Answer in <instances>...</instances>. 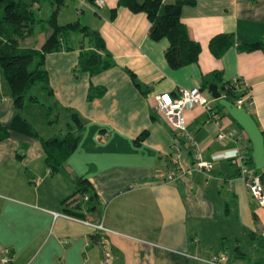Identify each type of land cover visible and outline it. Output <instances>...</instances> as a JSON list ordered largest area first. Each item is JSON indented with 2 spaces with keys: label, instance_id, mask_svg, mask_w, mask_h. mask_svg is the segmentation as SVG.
<instances>
[{
  "label": "crops",
  "instance_id": "obj_1",
  "mask_svg": "<svg viewBox=\"0 0 264 264\" xmlns=\"http://www.w3.org/2000/svg\"><path fill=\"white\" fill-rule=\"evenodd\" d=\"M85 1L90 10L86 25L100 32L115 64L94 75L73 72L78 35L72 36L75 49L46 54L51 93L41 83L44 102H27L22 114L33 124L26 109L51 105L57 126L44 131L34 126L48 138L72 125L67 109L73 110L83 123L82 135L64 172L54 174L38 139L11 133L0 141V264H211V257L220 254L227 264H264L242 249L256 241L254 248L264 249V206L252 198L238 173L240 146L252 157L250 139L218 99L203 93L214 83L232 103L220 87L223 81L241 79L252 98L244 109L264 137V51L240 49L243 43H264V0L183 5L180 20L201 48L196 62L175 69L164 57L168 40L149 38L145 13L118 7L111 18L117 0ZM226 34L233 35V44L215 57L209 43ZM127 69L146 93L133 84ZM213 71L220 72L221 81ZM193 86L210 101V109L184 111L202 160L211 163L206 171L193 168L191 147L156 112L157 95L175 97L181 88ZM90 87L103 92L89 100ZM0 96V125L7 126L16 110L1 76ZM215 113L218 119L212 117ZM220 131L226 134L222 140ZM249 166L258 174L264 170L255 168L253 158ZM171 169L174 178L167 181ZM81 176L97 196L84 212L85 220L100 221L106 231L62 211V200Z\"/></svg>",
  "mask_w": 264,
  "mask_h": 264
},
{
  "label": "trees",
  "instance_id": "obj_2",
  "mask_svg": "<svg viewBox=\"0 0 264 264\" xmlns=\"http://www.w3.org/2000/svg\"><path fill=\"white\" fill-rule=\"evenodd\" d=\"M53 10L46 19L35 17L34 8L40 6L41 0H0V76L8 84L15 115L9 125H0V141L11 133L30 136L40 141L44 151V161L50 174L64 172L65 164L70 155L77 149L81 139L83 123L78 114L69 110L72 125L60 136L43 138L34 125L22 114L27 102L38 103V97L30 94V89L37 83H46L43 88L51 93L47 85L48 76L44 66L48 53L62 50H72V36L79 35L78 60L73 69L86 71L94 75L112 67L115 63L107 50L105 41L97 29L83 25L79 20L60 24L58 11L64 0H48ZM93 3L94 0H88ZM195 0H117L116 7L111 10L113 18L118 7H126L134 13L143 12L150 22L148 36L152 40L162 38L168 40L164 57L171 68H180L188 63L196 62L200 52V44L190 38L187 28L180 20L183 5H194ZM46 22L51 31L39 48L27 47L21 40L32 35L35 24ZM233 44V35H217L209 43V48L215 57H220ZM240 49L264 51V43L260 41L243 43ZM133 84L146 93V87L136 78V75L126 70ZM221 81L220 72L211 73ZM206 87V86H205ZM220 90L226 97L236 99L243 95V90L236 87L234 82L223 81ZM100 88L90 87L87 98L102 94ZM1 97V96H0ZM46 115L52 107L46 106ZM54 110V108H53ZM52 122V120H49ZM146 135L143 132L138 139ZM264 143V137H263ZM249 164L252 157H249ZM264 186V170L259 174ZM74 192L62 200V211L65 215L85 220L84 212L92 207L97 196L92 190L86 177H78L74 182ZM87 196V200L84 197Z\"/></svg>",
  "mask_w": 264,
  "mask_h": 264
},
{
  "label": "built area",
  "instance_id": "obj_3",
  "mask_svg": "<svg viewBox=\"0 0 264 264\" xmlns=\"http://www.w3.org/2000/svg\"><path fill=\"white\" fill-rule=\"evenodd\" d=\"M101 1L98 2L100 4ZM237 88L243 90V95L236 99V106L241 107L246 104L252 103L251 94L248 88L241 79L234 80ZM196 106H203L206 109H210V101L203 95L201 88L193 86L190 88H181L179 94L175 97L170 96L167 93L159 94L156 96V112L160 114L172 130H175L179 138L185 141L193 151V168L197 171L210 170L211 163L202 160L200 154V148L195 142L192 133L187 129L186 119L184 111L186 109L194 108ZM214 119L220 117L219 113L212 115ZM226 134L223 132L218 133L220 140L224 139ZM177 147V146H176ZM250 153L246 146L241 145L237 154V163L239 166V176L244 180L246 188L249 190L252 198L260 206H264V186L260 180L259 174L252 167L249 166ZM174 158H177V154H174ZM174 178V171L171 169L166 175V180L170 181ZM87 196L84 200H87ZM57 214H54L56 216ZM66 217H70L65 215ZM72 218V217H70ZM91 227L98 230H107L100 221L92 223L87 220H81ZM7 259V257H6ZM211 264H227L223 255H213L210 259Z\"/></svg>",
  "mask_w": 264,
  "mask_h": 264
},
{
  "label": "rangeland",
  "instance_id": "obj_4",
  "mask_svg": "<svg viewBox=\"0 0 264 264\" xmlns=\"http://www.w3.org/2000/svg\"><path fill=\"white\" fill-rule=\"evenodd\" d=\"M52 10H53V5L50 4L48 0H41L40 6L34 8V14L35 17L38 19H46L49 16V14L52 12ZM89 16H90V10L85 0H64V4L60 6L58 11V22L60 24H64L67 22L79 20L81 24L86 25ZM48 30H50V27L46 22L44 21L39 22L35 24L32 35L27 37V39L21 40L20 42L22 45L39 47L43 43L45 36L48 33ZM40 85L41 83L35 84L30 89L29 93L30 94L38 93L36 94L38 95V99L44 102L45 97H42L41 92L39 91ZM203 93L207 96H210L207 89L203 90ZM32 105L33 107L26 109L25 113L32 120L33 125L36 128L39 127V129L44 131L45 129L49 130V128H54L57 126L56 114L53 110V107L50 109V113L46 115V108H43L36 104L35 105L32 104ZM49 106L51 107V105ZM39 108L43 111L44 116L39 114L40 113ZM40 117L46 119V121L45 120L43 121L44 124L42 122H39ZM49 120H52V122H49ZM45 123L47 125L48 124H53V125L49 127ZM256 243L246 244L245 246H242V249L247 251L249 256L251 257L257 256L258 259H264V249L259 247L255 249L254 247L256 246ZM229 252L232 254L231 251Z\"/></svg>",
  "mask_w": 264,
  "mask_h": 264
},
{
  "label": "water",
  "instance_id": "obj_5",
  "mask_svg": "<svg viewBox=\"0 0 264 264\" xmlns=\"http://www.w3.org/2000/svg\"><path fill=\"white\" fill-rule=\"evenodd\" d=\"M207 90L213 98L218 99V102L226 108L228 113L247 133L252 145V158L255 168L260 169L264 167L263 136L253 118L245 111L244 106L237 107L231 102L223 99L216 84H209Z\"/></svg>",
  "mask_w": 264,
  "mask_h": 264
}]
</instances>
